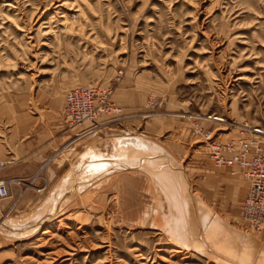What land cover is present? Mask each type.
Returning <instances> with one entry per match:
<instances>
[{
    "label": "rangeland",
    "instance_id": "obj_1",
    "mask_svg": "<svg viewBox=\"0 0 264 264\" xmlns=\"http://www.w3.org/2000/svg\"><path fill=\"white\" fill-rule=\"evenodd\" d=\"M77 86L111 90L121 112L79 136L64 112ZM196 115L220 141L264 131V0H0V160L49 162L0 199L1 221L25 227L0 224V264H264V231L242 215L249 181L215 166ZM132 135L176 159L187 241L156 184L177 174L132 159Z\"/></svg>",
    "mask_w": 264,
    "mask_h": 264
},
{
    "label": "built area",
    "instance_id": "obj_2",
    "mask_svg": "<svg viewBox=\"0 0 264 264\" xmlns=\"http://www.w3.org/2000/svg\"><path fill=\"white\" fill-rule=\"evenodd\" d=\"M111 90L92 86H77L70 89L65 96L64 112L72 126H82L79 136H85L103 123L97 121L98 116L111 111L121 112L110 103ZM199 115L192 116L197 132L206 140L210 158L216 167H238L239 171L249 181V189L242 202V215L246 227L252 231H264V146L261 137L264 131L258 127L243 126V132H251L250 139L238 138L220 141L212 138L213 132L204 130L197 120ZM121 118V116H120ZM208 119L225 122L223 117L209 115ZM5 160H0V171L7 166ZM21 183V180H16ZM11 180L0 177V199L11 194Z\"/></svg>",
    "mask_w": 264,
    "mask_h": 264
},
{
    "label": "crops",
    "instance_id": "obj_3",
    "mask_svg": "<svg viewBox=\"0 0 264 264\" xmlns=\"http://www.w3.org/2000/svg\"><path fill=\"white\" fill-rule=\"evenodd\" d=\"M53 143H56V141L50 142L49 145L53 146ZM128 146H129L128 149L132 148V159H136L140 157L146 158L153 156H158L163 158L160 159V161L158 162L159 164L158 167L160 168H158L159 172H157V176L161 177L163 172L170 173L174 171L177 174L176 180L172 182L169 181L168 180L169 178L167 177V179L161 181L160 184H158L157 182L156 184L165 194V196L170 200L171 204L176 210V214L169 221L175 222L174 224L176 231L180 234V236L184 240H186L183 234L187 233V235L189 236V233L186 229V212H185V208H187L188 202L182 191V185L177 171L178 167L176 164V159L172 155H170L167 152V150L164 149L162 146L152 142L151 140L141 135H132V139L130 138V140L128 141ZM35 150L37 149H30L25 151L23 156L20 158L21 161H19V163H15V160L9 161L7 166L3 169V171H1L0 177L5 178L7 180H11L12 182H16V180H21L22 182L29 179L35 181L38 180V178H40V170H42V166H44L45 163H49V162L46 161L48 158L47 159L44 158L45 155L43 156L40 153L38 154L37 152H35ZM168 156L172 157V160H168L167 159ZM42 157L44 160L42 159ZM86 164L87 161L85 162V165ZM142 164H144L143 167L133 170L138 171L151 167V165L148 164V162L142 161ZM229 180L230 181L233 180L232 176H230ZM64 183L66 184V187L69 186L70 184L72 185V181L69 180V177L68 179H66ZM65 184H62L61 182L57 185L56 188L61 189L65 187ZM227 185H231L225 187L226 191L228 190L227 192L230 191L231 193V191L233 190L231 182L227 183ZM229 199H231V197Z\"/></svg>",
    "mask_w": 264,
    "mask_h": 264
},
{
    "label": "bare ground",
    "instance_id": "obj_4",
    "mask_svg": "<svg viewBox=\"0 0 264 264\" xmlns=\"http://www.w3.org/2000/svg\"><path fill=\"white\" fill-rule=\"evenodd\" d=\"M120 164H121V162H120ZM120 166H121V165H120ZM170 173H171V172H170ZM172 175H173V179H175V174L172 173ZM172 175H171V176H172ZM175 180H176V179H175ZM78 194H79V193H78ZM51 202H52V201H51ZM49 203H50V201H49V199H48V200H47V205H49ZM0 222H3V223H0L1 225H5V226L8 225V227H10V226H9L10 224H8V221H0ZM21 227H22V228H21ZM10 228H12V229H10ZM10 228H9V229H10L11 231H13V230L15 229L16 232L18 231L17 233H21V231L24 232V228H25V227H24V226H19V227H18V226H15V225H14V226L11 225ZM15 230H14V232H15ZM27 230H29V229H27ZM21 234H22V233H21Z\"/></svg>",
    "mask_w": 264,
    "mask_h": 264
},
{
    "label": "water",
    "instance_id": "obj_5",
    "mask_svg": "<svg viewBox=\"0 0 264 264\" xmlns=\"http://www.w3.org/2000/svg\"><path fill=\"white\" fill-rule=\"evenodd\" d=\"M2 219H0V221H1ZM3 220H7V221H9L10 219H3ZM1 227V226H0ZM3 228H5V230H7V228L6 227H3Z\"/></svg>",
    "mask_w": 264,
    "mask_h": 264
}]
</instances>
